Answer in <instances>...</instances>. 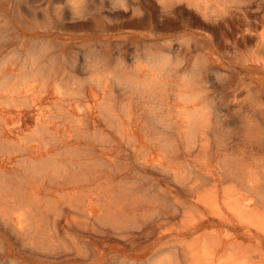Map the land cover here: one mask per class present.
<instances>
[{"label": "rangeland", "instance_id": "374dc122", "mask_svg": "<svg viewBox=\"0 0 264 264\" xmlns=\"http://www.w3.org/2000/svg\"><path fill=\"white\" fill-rule=\"evenodd\" d=\"M108 1L0 0V172L25 182L44 230L87 263L264 264L263 203L229 177L237 156L222 151L258 122L235 91L264 103V0H218L206 16L185 4L164 20L156 0ZM57 165L68 182L51 180ZM11 225L9 264L65 258L25 253Z\"/></svg>", "mask_w": 264, "mask_h": 264}, {"label": "bare ground", "instance_id": "6f19581e", "mask_svg": "<svg viewBox=\"0 0 264 264\" xmlns=\"http://www.w3.org/2000/svg\"><path fill=\"white\" fill-rule=\"evenodd\" d=\"M110 1V0H109ZM108 1V2H109ZM117 1V0H116ZM115 1V2H116ZM81 2V1H80ZM79 2V4H80ZM84 2V1H83ZM122 2V1H121ZM233 2V1H231ZM124 3V2H123ZM122 3V4H123ZM156 3L162 9V16L164 18L169 19L172 15L174 10L179 6H183L187 4L188 6H194L198 10H203L205 16L208 14V10H212L215 5L221 7L222 5L219 3L218 0H156ZM2 4V3H0ZM82 4V3H81ZM85 4V2H84ZM98 4V3H97ZM128 4V3H127ZM247 4V3H246ZM250 4V3H249ZM248 4V5H249ZM112 5V4H111ZM238 5V3H237ZM86 6V5H85ZM126 6V5H125ZM124 6V7H125ZM262 6V5H260ZM81 7V5L79 6ZM119 7V6H118ZM123 7V6H122ZM240 7V6H239ZM259 7V6H258ZM70 8V7H69ZM68 8V9H69ZM75 8V6H74ZM192 8V7H191ZM71 9V8H70ZM73 9V8H72ZM71 9V11H73ZM225 9V6H224ZM160 10V9H159ZM78 11V10H77ZM138 11V9H136ZM238 11V10H237ZM70 12V11H69ZM110 12V11H109ZM235 12V10H234ZM227 13V12H226ZM93 14V13H92ZM117 14V13H116ZM139 14V13H138ZM217 14V13H215ZM232 14V13H231ZM235 14V13H234ZM5 15V14H4ZM81 15V14H79ZM107 15V14H106ZM140 15V14H139ZM228 15V14H227ZM73 16V15H72ZM135 16V15H134ZM209 16V15H208ZM231 16V15H230ZM63 17V16H62ZM61 17V18H62ZM74 17V16H73ZM76 17V15H75ZM85 17V16H84ZM87 17V16H86ZM115 17V16H114ZM213 17V16H212ZM225 17V16H224ZM232 17V16H231ZM15 18V17H14ZM161 18V17H160ZM221 18V17H219ZM115 19V18H114ZM216 19V18H215ZM79 20V19H78ZM77 20V21H78ZM108 20V19H107ZM162 20V19H161ZM203 21V20H202ZM74 22V20H73ZM76 22V21H75ZM83 22V21H82ZM108 22V21H107ZM115 22V21H114ZM241 22V21H240ZM110 23V22H109ZM160 23V22H159ZM162 23V22H161ZM205 23V22H204ZM53 24V23H52ZM64 24V23H63ZM73 24V23H72ZM92 24V23H91ZM217 24H224L222 21L217 22ZM90 25V24H89ZM110 25V24H109ZM143 26V25H142ZM217 26V25H216ZM252 26V25H251ZM89 27V26H88ZM92 27V25H91ZM213 27V26H212ZM63 28V27H62ZM61 28V29H62ZM90 28V27H89ZM95 28V26H94ZM98 28V27H97ZM137 28V27H136ZM109 30V29H108ZM220 30V28H219ZM217 32V31H216ZM9 33V32H8ZM157 34V33H156ZM217 34V33H216ZM262 34V33H261ZM224 35V34H223ZM19 36V35H18ZM221 36V35H220ZM262 36V35H261ZM206 37V36H205ZM225 37V36H224ZM248 37H252V31H249L247 34L242 35V37L236 40L235 46L238 48L240 45L243 44L245 39ZM234 38V37H233ZM17 39V38H16ZM161 42V41H160ZM184 44V42H182ZM228 44V42H227ZM37 45V44H35ZM248 45V44H247ZM92 46V45H91ZM153 46V45H152ZM35 47V46H34ZM97 50V49H96ZM200 50V49H199ZM238 50V49H237ZM236 50V51H237ZM46 52V51H45ZM117 52V51H116ZM119 52V50H118ZM175 52V51H174ZM234 52V50H233ZM18 53V52H17ZM35 53V52H34ZM44 53V51H43ZM164 53V52H163ZM201 53V52H200ZM199 53V54H200ZM39 54V53H38ZM45 54V53H44ZM40 55V54H39ZM41 56V55H40ZM150 56V55H149ZM164 56V55H163ZM43 57V56H42ZM56 57V56H55ZM54 57V58H55ZM147 57V55H146ZM157 57V56H156ZM161 57V56H160ZM257 60H261L264 58V34L263 40L258 44L255 56ZM57 58V57H56ZM196 58V57H195ZM230 58V57H229ZM148 59V58H147ZM150 59V58H149ZM166 59V58H165ZM172 59V58H171ZM231 59V58H230ZM52 60V59H51ZM99 60V59H98ZM163 60V59H160ZM168 60V59H166ZM170 60V59H169ZM174 60V59H173ZM223 60V59H222ZM48 61V60H47ZM86 61V60H85ZM122 61V60H121ZM137 61V60H136ZM175 61V60H174ZM46 62V61H45ZM164 62V61H163ZM47 63V62H46ZM162 63V62H161ZM69 64V63H68ZM52 65V64H51ZM87 65V64H86ZM156 65V64H155ZM177 65V64H176ZM25 66V65H24ZM83 66V65H82ZM121 66V65H120ZM172 66V65H171ZM169 69L170 70V67ZM194 66V65H193ZM77 67V66H76ZM79 67V66H78ZM93 67V66H92ZM149 67V65H148ZM166 67V65H165ZM5 68V66H4ZM90 68V67H89ZM152 68V67H151ZM167 68V67H166ZM95 70V69H94ZM195 70V69H194ZM41 71V70H40ZM159 71V70H158ZM29 72V71H27ZM42 72V71H41ZM172 72V71H171ZM169 72V73H171ZM235 72V71H234ZM50 73V72H49ZM48 73V74H49ZM84 73V72H83ZM82 73V74H83ZM89 73V72H88ZM224 73V72H223ZM229 73V72H227ZM26 74V73H25ZM81 74V72H80ZM186 74V73H185ZM28 75V74H27ZM172 75V74H171ZM161 76V75H160ZM181 76V75H180ZM211 76V75H210ZM32 77V76H31ZM62 77V76H61ZM112 77H114L112 75ZM138 77V76H137ZM221 77V76H220ZM225 77V76H224ZM165 78V77H163ZM190 78V77H189ZM111 79V76H110ZM109 79V80H110ZM118 79V78H117ZM195 80V78H193ZM214 79V78H213ZM217 79V78H216ZM121 80V79H120ZM127 80V79H126ZM218 80V79H217ZM103 81V78H102ZM118 81V80H117ZM142 81V80H141ZM119 82V81H118ZM232 82V81H231ZM62 83V82H61ZM133 83V82H132ZM143 83V82H142ZM156 83V82H155ZM213 83V81H212ZM230 83V81H229ZM122 84V83H121ZM174 84V83H173ZM64 85V84H63ZM113 85V84H112ZM125 85V84H124ZM130 85V84H129ZM134 85V84H133ZM140 85V84H139ZM225 85V84H224ZM68 86V85H67ZM111 88V87H110ZM115 88V87H114ZM119 88V87H118ZM123 88V87H122ZM78 89V88H77ZM113 89V88H112ZM205 89V88H204ZM74 90V88H73ZM76 90V89H75ZM81 89H79L80 91ZM121 90V89H120ZM223 91V90H222ZM122 92V91H121ZM200 92V91H199ZM236 98L239 99L237 101V105L241 107L246 106V108L252 109V118L254 121L257 122V126L252 125L249 126L248 134L249 137L243 142V144L239 145V150L236 151L234 146H225L222 151H229L230 149L233 150V155L237 156L233 159L232 164L229 165L228 175L234 179L240 181L245 188L249 191L251 199H256L257 201H261L264 207V103L262 99L256 95L255 92L252 91L251 88H244L240 91H235ZM73 93H75L73 91ZM124 93V92H123ZM36 94V93H35ZM38 94V93H37ZM245 98H241L244 96ZM114 95V94H113ZM108 96V95H107ZM219 97V96H218ZM111 98V97H110ZM109 98V99H110ZM23 99V98H22ZM21 99V100H22ZM236 100V99H235ZM234 100V101H235ZM2 101V100H1ZM24 101V100H23ZM152 101V100H150ZM108 102V100H107ZM123 102V101H122ZM138 102V101H137ZM2 103V102H1ZM26 103V102H25ZM24 103V105H25ZM217 103V101H216ZM31 104V103H30ZM108 104V103H107ZM233 104V103H232ZM231 104V105H232ZM7 105V104H6ZM145 105V104H144ZM236 105V104H235ZM9 106V105H8ZM31 106V105H30ZM163 106V105H162ZM14 107V105H13ZM28 107V106H27ZM161 107V106H160ZM204 107V105L202 106ZM16 108V107H14ZM108 108V107H107ZM166 108V107H165ZM248 108V109H249ZM241 109V108H240ZM239 109V110H240ZM249 109V112H250ZM243 111V110H242ZM223 112V111H222ZM221 112V113H222ZM220 113V112H219ZM112 114V113H111ZM218 114V113H217ZM233 114V113H232ZM54 115V114H53ZM50 116V115H49ZM48 117V115H47ZM233 118V117H232ZM169 119V118H167ZM166 121V120H165ZM209 121V120H208ZM221 121V120H220ZM233 121V120H232ZM235 121V120H234ZM231 123V122H230ZM79 124V123H78ZM72 125V124H71ZM230 125V124H228ZM214 126V125H213ZM220 126V125H219ZM222 126V125H221ZM234 126V125H233ZM232 126V128H233ZM207 128V127H206ZM208 128H211L208 125ZM225 128V127H224ZM230 128V126H229ZM259 129L256 133H254V129ZM208 131V130H207ZM210 131V130H209ZM80 132V131H79ZM82 132V131H81ZM213 132V131H212ZM218 132V131H217ZM83 134V133H82ZM85 134V133H84ZM98 136V135H97ZM220 137V136H219ZM232 137V135H231ZM90 138V137H89ZM150 138V137H148ZM152 139V137H151ZM155 139V138H154ZM220 139V138H219ZM60 140V139H59ZM156 140V139H155ZM174 140V139H173ZM223 140V139H222ZM225 141V140H224ZM53 142V141H52ZM56 142V141H55ZM169 144V143H168ZM186 144V143H185ZM5 145V144H4ZM173 145V144H172ZM1 147V146H0ZM163 148V147H162ZM216 148V147H215ZM71 149V147L69 148ZM164 149V148H163ZM177 149V148H176ZM67 151V150H66ZM236 151V152H235ZM235 152V153H234ZM1 157V156H0ZM224 157V156H223ZM9 158V157H8ZM2 159V158H1ZM25 162V161H24ZM23 162V163H24ZM71 163V162H70ZM33 165V164H32ZM49 165V164H48ZM72 165V164H70ZM137 165V164H136ZM140 165V164H139ZM25 167V166H24ZM29 167V166H27ZM97 167V166H96ZM142 167V166H141ZM54 167H52L53 169ZM50 169V168H48ZM84 167L80 166L78 170H75L74 173V182H80L83 176ZM42 176H47L46 171L44 169L40 170ZM72 171L68 167L57 165L54 168L51 177V180L56 181H67L71 176ZM192 172V171H191ZM51 173V172H50ZM34 174V173H32ZM9 177V176H8ZM0 172V264H9V262L5 261V258L10 255L8 250L5 247L3 241L7 240L11 236L8 235L9 228L12 226L13 222L16 223L15 227H13L14 236L19 240L21 239L23 242H26V250L30 251L33 254H37V249L41 250L45 255H51L54 258L58 257H65L62 260L58 261V264H96L94 262L87 263L88 261V254L82 249L77 248L75 251L71 252L70 250H60L61 248L56 245V237L54 235L49 234L44 229H47L48 221L43 216L42 218L37 220V205L38 201L37 196L35 193L29 191L27 185H25L24 181H18L16 179H9ZM72 178V177H71ZM19 179V178H18ZM204 180V179H203ZM204 182V181H203ZM70 183V182H69ZM154 183V182H153ZM81 184V183H80ZM132 184V183H131ZM209 184V183H208ZM154 185V184H153ZM215 185V184H214ZM211 186V185H210ZM237 186V185H236ZM120 187H123L120 185ZM108 189V187H107ZM117 189V188H116ZM212 189V188H211ZM113 190V189H112ZM233 190V189H232ZM116 191V190H115ZM119 191V190H118ZM213 191V190H212ZM214 192V191H213ZM136 194V193H134ZM247 194V193H246ZM237 195V194H236ZM243 195V194H242ZM95 196V195H94ZM224 196V195H223ZM121 197V196H120ZM170 197V196H169ZM239 197V195H238ZM237 197V198H238ZM244 198V196H243ZM236 199V198H235ZM130 201V200H129ZM132 201V200H131ZM130 201V202H131ZM237 203V202H236ZM257 203V202H256ZM83 204V203H82ZM133 204V203H132ZM131 204V205H132ZM227 204V203H226ZM258 204V203H257ZM40 205V204H39ZM213 206V205H212ZM229 206V205H228ZM230 205L229 207H232ZM235 206V205H234ZM227 207V205H226ZM260 207V206H259ZM56 208V207H55ZM75 208L81 211V208L75 206ZM134 208V207H132ZM214 208V207H213ZM233 208V207H232ZM236 208V207H235ZM231 209V208H230ZM262 210V209H261ZM260 210V211H261ZM232 211V210H231ZM236 211V210H235ZM54 212V211H53ZM161 212V211H160ZM186 212V211H185ZM184 212V213H185ZM241 212V211H239ZM243 212V211H242ZM259 212V211H258ZM39 213V211H38ZM195 213V212H194ZM198 213V212H197ZM235 213V212H234ZM261 213V212H260ZM187 214V213H186ZM200 214V213H198ZM44 215V214H43ZM190 215V214H189ZM241 215V214H239ZM262 215V214H261ZM238 216V214H237ZM73 217V216H72ZM165 217V216H163ZM48 218V217H47ZM60 218V217H59ZM80 216L76 217L75 222L81 224L83 221L79 220ZM191 218V217H190ZM85 220V219H84ZM100 220V219H99ZM164 220V219H163ZM174 220V219H173ZM223 220V219H221ZM225 220V219H224ZM135 221V220H133ZM109 222V221H108ZM195 222V219L194 221ZM67 223V222H66ZM98 223V222H97ZM161 223V222H160ZM93 224V223H92ZM85 225V223H84ZM97 225V224H96ZM111 225V224H110ZM162 225V224H161ZM241 225V224H240ZM92 226V225H91ZM99 226V225H98ZM106 226V225H105ZM109 226V225H108ZM178 226V225H177ZM185 226V225H184ZM110 227V226H109ZM94 228V227H93ZM177 228V227H176ZM175 228V229H176ZM100 230V229H99ZM137 230V229H136ZM180 230V229H179ZM178 231V230H177ZM98 232V230H97ZM185 232V231H184ZM100 233V232H99ZM101 234V233H100ZM104 234V233H103ZM109 234V233H108ZM112 234V233H111ZM75 235V234H74ZM205 235V234H204ZM9 236V237H8ZM5 238V240H3ZM21 241V243H22ZM122 241V240H121ZM23 244V243H22ZM176 244V243H175ZM143 245V243H142ZM134 246V245H133ZM183 246V245H182ZM167 248V247H166ZM184 248V247H183ZM171 250V248H170ZM180 250V248H179ZM168 251V250H167ZM188 251V250H187ZM178 252V251H177ZM191 254V253H190ZM189 254V255H190ZM185 256V255H183ZM25 257V256H21ZM186 257V256H185ZM189 257V256H187ZM193 256H190V258ZM157 260V259H156ZM188 261V260H187ZM126 263V262H125ZM121 263L118 259H107L105 262H99V264H125ZM180 263V262H179ZM10 264H28L23 261H20V258H17V261H13ZM154 264H172V261L169 260V256L160 258L158 261H155ZM195 264V263H194Z\"/></svg>", "mask_w": 264, "mask_h": 264}]
</instances>
